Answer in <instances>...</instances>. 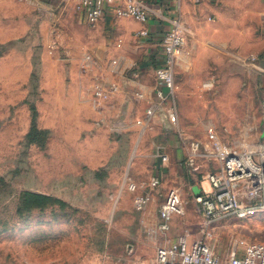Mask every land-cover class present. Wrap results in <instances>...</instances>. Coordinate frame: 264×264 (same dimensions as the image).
Masks as SVG:
<instances>
[{
    "label": "rangeland",
    "instance_id": "374dc122",
    "mask_svg": "<svg viewBox=\"0 0 264 264\" xmlns=\"http://www.w3.org/2000/svg\"><path fill=\"white\" fill-rule=\"evenodd\" d=\"M126 20L90 26L71 0H0V264H156L161 244L200 234L195 195L223 149L264 143V0H222L184 26L172 128L140 123L162 46ZM34 117L44 146L28 140ZM171 194L183 213L162 232ZM213 233L218 255L234 239L241 251L264 242V214Z\"/></svg>",
    "mask_w": 264,
    "mask_h": 264
},
{
    "label": "built area",
    "instance_id": "2783aa9c",
    "mask_svg": "<svg viewBox=\"0 0 264 264\" xmlns=\"http://www.w3.org/2000/svg\"><path fill=\"white\" fill-rule=\"evenodd\" d=\"M75 9L90 26H97L108 10L117 18L133 19L139 23H145L149 18L144 0H75ZM137 35L147 38L149 32L143 30ZM185 43L186 30L175 19L163 38V60L155 73L154 99L146 111L145 119L140 122L143 125L150 124L158 113L168 116L170 128L177 124L176 113L166 111L164 107L173 91L175 68ZM212 87V82L204 85L206 89ZM103 90L98 88L100 93H104ZM192 148L193 156H196L198 145L192 144ZM220 157L221 164L217 170L205 176L207 189L195 195L198 212L203 218L200 234L195 238L180 236L172 243L161 244L156 251V264H264V242L248 243L239 251V240L234 239L230 243V251L223 257L216 253L211 243L214 225L223 218L233 216L244 220L254 214H264V143L252 145L244 141L227 146ZM158 158L162 164L169 161L163 147H158ZM159 184V178L154 177L151 186L155 188ZM139 204L140 210L143 203ZM182 213L177 194H171L161 209L160 230L169 231L173 217Z\"/></svg>",
    "mask_w": 264,
    "mask_h": 264
},
{
    "label": "crops",
    "instance_id": "0c3cea01",
    "mask_svg": "<svg viewBox=\"0 0 264 264\" xmlns=\"http://www.w3.org/2000/svg\"><path fill=\"white\" fill-rule=\"evenodd\" d=\"M71 1L75 6V0ZM221 2L222 0H144V5L149 11L148 21L145 23H139L127 19L121 23L130 31H148L149 37L145 39L150 38L154 44L162 46L163 38L171 28L173 20L177 19L183 26H190V28H192L193 26L200 24L205 18L217 14ZM118 19L123 18L115 17L114 14L108 10L100 22H111L112 20ZM100 22L98 25H100ZM160 55L163 58V47ZM144 91H149V87L145 86ZM145 93L150 95L149 92ZM157 115L160 117L161 122L164 125V121L161 118L162 113H158ZM157 175H159V173H157L156 176ZM175 240H172L171 243Z\"/></svg>",
    "mask_w": 264,
    "mask_h": 264
},
{
    "label": "trees",
    "instance_id": "16d2710c",
    "mask_svg": "<svg viewBox=\"0 0 264 264\" xmlns=\"http://www.w3.org/2000/svg\"><path fill=\"white\" fill-rule=\"evenodd\" d=\"M47 134H48L47 131L39 130L37 128V125L35 123V117H34L32 129L30 133L28 134V140L31 143H38L40 146H44L45 145L44 142L46 141Z\"/></svg>",
    "mask_w": 264,
    "mask_h": 264
},
{
    "label": "water",
    "instance_id": "95a60500",
    "mask_svg": "<svg viewBox=\"0 0 264 264\" xmlns=\"http://www.w3.org/2000/svg\"><path fill=\"white\" fill-rule=\"evenodd\" d=\"M161 118L164 121V126L166 128H170V124H169V121H168V116L165 113H162Z\"/></svg>",
    "mask_w": 264,
    "mask_h": 264
}]
</instances>
